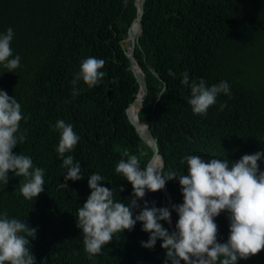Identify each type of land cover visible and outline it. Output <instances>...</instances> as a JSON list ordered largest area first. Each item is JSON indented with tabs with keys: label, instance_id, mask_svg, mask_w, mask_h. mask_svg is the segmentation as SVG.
Wrapping results in <instances>:
<instances>
[{
	"label": "trees",
	"instance_id": "trees-1",
	"mask_svg": "<svg viewBox=\"0 0 264 264\" xmlns=\"http://www.w3.org/2000/svg\"><path fill=\"white\" fill-rule=\"evenodd\" d=\"M136 10L135 0H0V33L13 29L11 48L21 57L15 72L0 66V90L17 99L27 118L20 124L27 139L13 153L29 156L45 170V190L32 200L19 191L23 177L10 172L7 185L0 181V215L7 211L37 229L29 245L37 264H164L160 240L151 250L141 246L149 234L140 222L132 231L117 233L89 259L76 220L91 192V174L103 176V186L127 203L132 186L115 171L127 159L124 150L143 151L141 167L152 157L126 112L139 89L126 54L127 28ZM90 56L106 61L101 71L107 75L92 88L81 81L80 94L73 98L71 81ZM133 56L148 88L136 111L138 122L156 138L165 172L186 175L187 164L181 161L188 155L237 161L264 151V0H144ZM184 72L190 82L202 78L211 86L226 81L231 95H219L206 116L194 114L187 102L190 87L181 84ZM222 103L227 106L221 111ZM60 119L80 137L65 153L80 163L84 178L79 181L64 180L67 169L56 151L60 133L53 127ZM166 189L172 204L183 202L178 179L168 181ZM144 201L168 207L163 190L148 191L138 203ZM177 220L172 211L171 226L162 223L174 231ZM215 222L218 242L224 243L228 213ZM237 264H264V250Z\"/></svg>",
	"mask_w": 264,
	"mask_h": 264
},
{
	"label": "clouds",
	"instance_id": "clouds-1",
	"mask_svg": "<svg viewBox=\"0 0 264 264\" xmlns=\"http://www.w3.org/2000/svg\"><path fill=\"white\" fill-rule=\"evenodd\" d=\"M13 38L11 27L0 33V66L7 72H15L21 66V57L13 55ZM105 63L104 59L91 56L81 62L71 81L73 98L80 94L78 85L81 81L92 88L103 80L107 75L101 71ZM168 74L175 78L176 74L171 70ZM181 76V84L190 87L187 102L194 114L206 116L219 95H231L226 81L209 86L202 78L190 82L188 72ZM226 106L222 103L220 110ZM26 119L17 99L0 90V181L7 185L10 172L23 177L19 191L26 200H32L45 190V170L35 167L29 156L13 153V149L27 139V129L21 131L20 128L21 121ZM53 127L60 133L56 151L62 158V166L67 169L65 182L83 179L80 163L72 155L65 156L75 149L80 137L74 132L73 125L62 119ZM144 155L143 151L136 155L124 150L123 156L127 159H121L115 168L116 173L132 186L127 203L117 201L114 190L103 186V176L99 173L90 175L88 187L91 192L76 217L89 259L101 254L103 247L117 233L132 231L137 222L142 224V231L149 234L147 242L141 241L142 247L151 250L158 240L162 242L164 264H237L238 260L249 259L264 250V170L260 168L264 151L244 154L237 161L206 160L198 155H188L181 161L187 164V174L180 176L171 169L165 172L159 156L141 167L140 157ZM174 179H178L180 185L181 204H172L170 210L156 207L154 202L151 206L148 201L143 205L138 203L146 190L161 191L168 181ZM123 190L119 188V192ZM133 209L137 213L134 218ZM172 211L178 220L175 230L169 231L162 222L171 223ZM223 212L228 213L229 235L226 242L220 243L215 218ZM36 238V228L26 221L10 218L5 211L0 215V264H37L29 248Z\"/></svg>",
	"mask_w": 264,
	"mask_h": 264
},
{
	"label": "water",
	"instance_id": "water-1",
	"mask_svg": "<svg viewBox=\"0 0 264 264\" xmlns=\"http://www.w3.org/2000/svg\"><path fill=\"white\" fill-rule=\"evenodd\" d=\"M126 4L127 3L125 2L124 7L126 6ZM143 4H144V0H135V6L137 9L136 15H135V18L132 20V22L130 23V25L127 28V40L130 43L129 51L127 52V56L129 59V68L133 72V74H134V76L138 82L139 89H138L135 100L129 105L126 112H127V116L129 118L130 122L134 125L135 129L138 131L140 136L152 148L153 153H152L151 159L148 162V164H149V163L153 162L157 156L161 157L160 154L158 153L156 138L153 136V134L151 133L150 129L148 128V126L146 124H142V123L138 122L137 115H136L135 119H133L130 115V110H131L130 107H132V110L134 109L133 106H136L135 107L136 109L138 107H140L142 105L146 95H147V92H148V88H147V84L144 80L143 72L139 68V66H138V64L135 61L134 56H133L134 44L136 42L137 36L139 35V33L141 31V16H142V12H143ZM135 23L137 26L136 33L131 32V26ZM163 192L168 198V208L170 209L171 205H172V197H171L170 193L167 191L166 186L163 189ZM147 193H148V191L146 190L145 196L147 195ZM145 196L141 200H143L145 198ZM141 200H139V201H141ZM167 223L171 226V223H169V222H167Z\"/></svg>",
	"mask_w": 264,
	"mask_h": 264
},
{
	"label": "bare ground",
	"instance_id": "bare-ground-1",
	"mask_svg": "<svg viewBox=\"0 0 264 264\" xmlns=\"http://www.w3.org/2000/svg\"><path fill=\"white\" fill-rule=\"evenodd\" d=\"M136 31H137V26H136V23L132 26V28H131V32H135L136 33ZM134 107V109L133 110H131V117L133 118V119H135L136 118V106H133Z\"/></svg>",
	"mask_w": 264,
	"mask_h": 264
},
{
	"label": "rangeland",
	"instance_id": "rangeland-1",
	"mask_svg": "<svg viewBox=\"0 0 264 264\" xmlns=\"http://www.w3.org/2000/svg\"><path fill=\"white\" fill-rule=\"evenodd\" d=\"M127 46L129 47V45L126 44V47H127ZM128 47H127V48H128Z\"/></svg>",
	"mask_w": 264,
	"mask_h": 264
}]
</instances>
